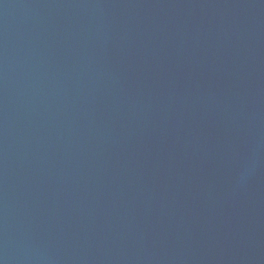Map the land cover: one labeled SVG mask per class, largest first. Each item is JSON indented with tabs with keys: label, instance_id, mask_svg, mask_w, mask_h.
Instances as JSON below:
<instances>
[{
	"label": "water",
	"instance_id": "95a60500",
	"mask_svg": "<svg viewBox=\"0 0 264 264\" xmlns=\"http://www.w3.org/2000/svg\"><path fill=\"white\" fill-rule=\"evenodd\" d=\"M0 264H264V0H0Z\"/></svg>",
	"mask_w": 264,
	"mask_h": 264
}]
</instances>
